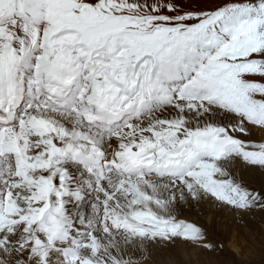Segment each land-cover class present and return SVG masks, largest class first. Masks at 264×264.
<instances>
[{
  "label": "snow or ice",
  "instance_id": "1",
  "mask_svg": "<svg viewBox=\"0 0 264 264\" xmlns=\"http://www.w3.org/2000/svg\"><path fill=\"white\" fill-rule=\"evenodd\" d=\"M255 131L264 0H0V264L223 248L185 209L264 218Z\"/></svg>",
  "mask_w": 264,
  "mask_h": 264
},
{
  "label": "bare ground",
  "instance_id": "2",
  "mask_svg": "<svg viewBox=\"0 0 264 264\" xmlns=\"http://www.w3.org/2000/svg\"><path fill=\"white\" fill-rule=\"evenodd\" d=\"M254 135L255 138L259 140L264 136V133L255 131ZM249 179L252 184L259 186L264 183V172L257 169L249 173ZM185 215L187 218L200 223L207 229L208 234L212 235L215 231H221L227 237L226 239H228L229 245L231 244L230 246L233 248L238 240L234 239V237L237 238L236 235H240L242 232V235L240 236L245 237L248 241L251 240L256 229V222L264 219L260 213L245 214L241 217L240 215L230 213L226 208L219 207L211 202H205L194 209H185ZM256 249H258V246L254 243V246L251 245L248 247V250H246L248 253L254 254L255 251L257 252ZM237 251L240 252L239 250ZM211 254L200 253L199 256L193 254L191 257V264H196L197 260L200 262L205 261V264L210 260L213 261L214 264H217L212 258L214 256Z\"/></svg>",
  "mask_w": 264,
  "mask_h": 264
},
{
  "label": "rangeland",
  "instance_id": "3",
  "mask_svg": "<svg viewBox=\"0 0 264 264\" xmlns=\"http://www.w3.org/2000/svg\"><path fill=\"white\" fill-rule=\"evenodd\" d=\"M256 223V229L251 240L248 241L245 237L240 236L242 235L241 232L240 235H236L237 238L234 237V239H238L234 248L230 246L231 244L229 245L227 237L221 231H215L212 235L209 234L210 239L214 243L217 245L222 243L224 245L223 248L217 247L216 251L211 254L214 256L212 258L215 262L217 264H264V219ZM254 243L259 250L256 249L257 252L255 251L254 254L248 253V247L254 246ZM202 262L205 264V261Z\"/></svg>",
  "mask_w": 264,
  "mask_h": 264
}]
</instances>
